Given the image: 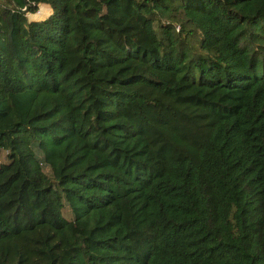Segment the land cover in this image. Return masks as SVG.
Listing matches in <instances>:
<instances>
[{"label": "trees", "instance_id": "obj_1", "mask_svg": "<svg viewBox=\"0 0 264 264\" xmlns=\"http://www.w3.org/2000/svg\"><path fill=\"white\" fill-rule=\"evenodd\" d=\"M0 264H264V0H0Z\"/></svg>", "mask_w": 264, "mask_h": 264}, {"label": "rangeland", "instance_id": "obj_2", "mask_svg": "<svg viewBox=\"0 0 264 264\" xmlns=\"http://www.w3.org/2000/svg\"><path fill=\"white\" fill-rule=\"evenodd\" d=\"M47 13H48V7L45 6V7L40 8L39 11H37V13H35L34 16L36 18H44L47 15ZM44 171L46 172V174L50 173V171L47 167L44 168ZM63 214L66 218H68V219L71 218V215L67 209L63 210Z\"/></svg>", "mask_w": 264, "mask_h": 264}, {"label": "crops", "instance_id": "obj_3", "mask_svg": "<svg viewBox=\"0 0 264 264\" xmlns=\"http://www.w3.org/2000/svg\"><path fill=\"white\" fill-rule=\"evenodd\" d=\"M42 7H45V6H41L40 8H42ZM48 13H49V8H48ZM48 13H47V14H48Z\"/></svg>", "mask_w": 264, "mask_h": 264}]
</instances>
